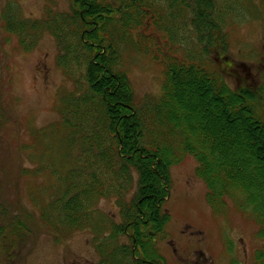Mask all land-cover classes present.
<instances>
[{
	"label": "trees",
	"instance_id": "1",
	"mask_svg": "<svg viewBox=\"0 0 264 264\" xmlns=\"http://www.w3.org/2000/svg\"><path fill=\"white\" fill-rule=\"evenodd\" d=\"M43 1L38 19L23 18L13 4L3 12V29L22 51L45 34L53 39L55 65L71 85L57 121L31 135L35 144L61 148L66 160L57 167L42 155L23 171L52 183L32 199L39 222L67 236L88 231L97 256L91 264H167L158 245L170 221L163 208L170 168L191 156L212 209L231 200L251 213L264 240V122L252 107L255 93L231 89L223 71L228 23L244 16L238 3L66 0L60 11L56 0ZM129 48L161 68L157 98L135 99ZM102 201H112L117 216L103 212ZM6 230L0 225V247ZM254 264H264V246Z\"/></svg>",
	"mask_w": 264,
	"mask_h": 264
},
{
	"label": "rangeland",
	"instance_id": "2",
	"mask_svg": "<svg viewBox=\"0 0 264 264\" xmlns=\"http://www.w3.org/2000/svg\"><path fill=\"white\" fill-rule=\"evenodd\" d=\"M234 1L244 16L228 23L225 31L224 59L230 63L223 66L224 78L231 89L244 87L255 93L252 107L264 122V0ZM12 4L23 18L31 19L40 18L46 6L43 0H0V207L5 209L0 211V225L7 227L0 264H91L97 256L88 231L67 236L39 222L32 199L35 191L51 186L49 177L23 175L42 155L57 167L66 161L61 148L35 144L31 135L57 121L59 98L71 85L55 65L49 35H43L33 51L24 52L16 37L5 32L3 12ZM56 8L65 11L68 2L56 0ZM124 56L135 99L157 98L161 68L131 48ZM212 57L223 61L217 52ZM196 166L195 159L186 156L170 168L171 185L163 204L170 221L167 239L158 245L160 253L167 264H254L255 251L264 246L258 224L249 211L228 199L220 211L212 209L207 187L195 175ZM99 208L117 216L112 201L100 202ZM17 221L23 229L12 233L10 226Z\"/></svg>",
	"mask_w": 264,
	"mask_h": 264
}]
</instances>
